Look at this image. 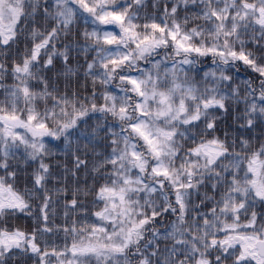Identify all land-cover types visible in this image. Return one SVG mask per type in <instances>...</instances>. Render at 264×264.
Here are the masks:
<instances>
[{
	"label": "snow or ice",
	"instance_id": "snow-or-ice-1",
	"mask_svg": "<svg viewBox=\"0 0 264 264\" xmlns=\"http://www.w3.org/2000/svg\"><path fill=\"white\" fill-rule=\"evenodd\" d=\"M0 264H264V0H0Z\"/></svg>",
	"mask_w": 264,
	"mask_h": 264
},
{
	"label": "trees",
	"instance_id": "trees-1",
	"mask_svg": "<svg viewBox=\"0 0 264 264\" xmlns=\"http://www.w3.org/2000/svg\"><path fill=\"white\" fill-rule=\"evenodd\" d=\"M151 3H152V0H149V4H151ZM162 8H163V4H161V9H162ZM149 11H151V8H149ZM57 67L59 68L60 66L58 65ZM248 75H249V73H248L243 67H241V69H240V73H239V78H240V79H244V78H246ZM73 84H74V86H75V79H74V81H73ZM83 84H84V81H83V79L81 78V80H80V85L83 86ZM61 86H63V81H61ZM90 86H91V85H90V81H89L88 87L90 88ZM59 162H60L61 164H63V163L65 162V158H64L63 156H60V157H59ZM66 162H67L68 166L71 167V164H72L71 159H68ZM52 163L55 165V164L57 163V161H56V160H53ZM19 223H20L21 225H23V224L26 223V221L21 220V221H19ZM51 241H54V242H56V243H62V241L58 240L57 237H51Z\"/></svg>",
	"mask_w": 264,
	"mask_h": 264
}]
</instances>
